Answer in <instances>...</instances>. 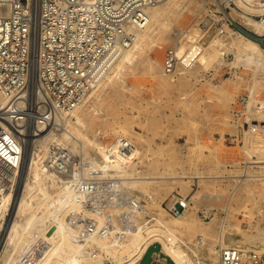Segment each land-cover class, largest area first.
Masks as SVG:
<instances>
[{"label": "bare ground", "instance_id": "obj_1", "mask_svg": "<svg viewBox=\"0 0 264 264\" xmlns=\"http://www.w3.org/2000/svg\"><path fill=\"white\" fill-rule=\"evenodd\" d=\"M234 1L241 9L240 11L232 7L234 12L238 13L245 24L252 26L258 35L263 36L264 10L251 0ZM203 7L204 4L200 0H160L146 5L141 10V17L120 20L122 26L131 34V42L120 49L117 58L110 68L108 67L109 70L99 72L96 81L91 75L88 76L91 85L84 89L74 107L62 111L63 119L60 122L63 126L59 131L53 128L49 129L46 136L44 133L37 136L30 151L23 156L16 190L9 188L4 191L0 185V264H107L108 261L112 264H137L148 247L154 243H160L162 251L175 264H191L192 255L183 253L179 247V240L176 241L175 238L176 233L184 234L194 227L193 219L186 217L188 201L180 197V200L185 201L186 207L179 214L170 217L165 215L167 212L161 207L150 211L147 217L145 213L136 211L130 216L135 227L128 229L122 226L120 215L129 214L133 208L137 210L131 202L119 204L109 198L101 201L91 198L94 191L96 194H104L102 189L85 187L76 180V177L62 176L55 170H49L45 157L49 146H65L69 148L70 155L82 153L91 161H96L94 174L100 181L114 180L113 189H128L135 198L144 196L151 200L158 187L166 182L176 181L185 185L194 177L203 176L194 173L179 174L168 168V165L153 170L151 165L160 164V161L145 160L139 149L123 153L120 145L104 146L97 140L96 131L93 130H97L96 125L101 119L107 120L114 114L115 109L110 104L111 101L120 99L122 92L135 89L133 84L128 83L127 77L137 74L138 69L144 68L150 77L160 79L166 89L172 81L182 77L186 72H195L196 69L190 67L192 57L187 51L185 38L200 36V27L196 25L191 30L186 29L179 25V19L184 12L198 13ZM113 12L115 14L119 10ZM253 14H260L261 18H255ZM215 34L217 39H222L220 43L222 46L211 47L210 50L219 49L220 53L226 49L229 53L230 49L235 57L232 64H243L252 70L248 104L250 111H254L255 86L261 81L259 75L264 74L263 44L240 31H234L228 24H224L221 30L215 31ZM169 37L175 39V44L167 48L162 63L154 58L151 52ZM169 49H172V52H169ZM171 56L176 58V64L169 69ZM189 93L185 92V97H188ZM0 102H6L1 91ZM256 104L264 107V99ZM261 118L255 116L256 121L261 122ZM59 119L56 116V121ZM38 126L43 127V124L39 122ZM11 146L14 149L20 148L15 142H12ZM8 150L10 149L7 144L0 147L2 154L16 161L15 153ZM136 158L138 161L134 160ZM247 162L251 164L246 165L243 172L239 173L238 185L244 183L249 185V182L255 179L264 180L263 174L254 177L250 170V167L254 166L252 163L264 164V160L253 159ZM15 172L17 173L16 169L13 170L14 174ZM14 174L11 175L12 180L15 179ZM220 175L216 174L214 177ZM245 191L248 190L245 188L242 192ZM231 201L229 198L224 207L225 216L221 223V231L218 233V244L250 247L243 237H247L252 243H256L258 239L242 232L240 225H234L237 230L233 233L224 231L225 227L231 226L227 223ZM90 221L94 222L92 226ZM263 227L264 225L257 228ZM239 234L241 238L238 237ZM253 248L264 250L255 245ZM211 249V253L217 252L216 247ZM150 264L164 263L158 259Z\"/></svg>", "mask_w": 264, "mask_h": 264}, {"label": "rangeland", "instance_id": "obj_2", "mask_svg": "<svg viewBox=\"0 0 264 264\" xmlns=\"http://www.w3.org/2000/svg\"><path fill=\"white\" fill-rule=\"evenodd\" d=\"M200 2L204 4L201 12H184L179 19V25L186 29L191 30L196 25L200 27V36L185 38L187 51L192 57L190 67L196 69L195 72H186L177 81H172V86L166 89L160 79L150 77L144 68L140 69L144 72L138 69L137 74L127 77L128 83L133 84L135 89L122 92L120 99L111 101L114 114L107 120L101 119L100 126L96 125L97 130H93L96 131L97 140L104 146L120 145L123 153L139 149L145 160L160 161V164L151 165L153 170L168 165V168L179 174L203 175L194 177L185 185L176 181L166 182L158 187L153 200L144 196L136 198V208L147 217L150 211L161 207L167 212L165 215L170 217L174 214L169 212L167 206L173 203L176 196L181 195L189 203L186 217L194 221V227L185 231V235L176 233L181 238L175 235L181 251L192 255L191 264H216L217 253H211V248L216 247L217 250L218 233L221 231L224 207L229 198L232 201L227 223L231 226L225 227L224 231L233 233L237 230L234 225H240L242 232L258 239L256 243H252L247 237H243L250 248L253 245L264 248V227L257 228L264 225V180L255 179L249 185H238L237 179L245 166L251 164L247 161L264 160V107L256 104L264 99V74L259 75L261 81L255 86L254 111H250L248 100L252 70L243 64H232L235 58L232 50L229 49L231 52L228 53L224 49L218 53L219 49H211L212 53L210 48L222 46V39H217L215 31L221 30L224 24L249 37L256 32L234 12L232 7L241 11L234 0ZM251 2L264 10V0ZM206 12H209V22L202 24L201 18ZM253 17L260 19L261 15L253 14ZM215 20H219L217 24ZM173 44L175 39L169 37L155 47L151 55L163 63L167 48ZM223 60L228 62L223 63ZM221 88L226 90L221 91ZM185 92L189 93V98L185 97ZM244 104L249 112V120L261 127L260 132H249L233 124L235 110L242 108ZM61 113L57 114L60 119L47 128L43 135L46 136L49 129L59 131L63 126L60 122L63 119ZM250 113L253 116L250 117ZM255 114L262 117V123L256 121ZM36 138H33V143ZM134 160L138 161L137 158ZM138 164L140 165L139 162ZM252 164L254 166L250 170L254 177H260L261 174L263 177L264 164ZM216 174L221 175L214 177ZM243 186L248 190L245 193L242 192L245 190ZM139 201L143 204L142 209L138 208L141 205ZM238 237L241 238V235ZM160 246V243L151 245L140 264L152 262ZM162 256L167 259L168 264H175L166 254Z\"/></svg>", "mask_w": 264, "mask_h": 264}, {"label": "built area", "instance_id": "obj_3", "mask_svg": "<svg viewBox=\"0 0 264 264\" xmlns=\"http://www.w3.org/2000/svg\"><path fill=\"white\" fill-rule=\"evenodd\" d=\"M158 1L0 0V91L6 98L5 103L0 102V147L7 144L16 155L13 161L0 152V185L4 191L16 190L23 156L30 151L33 138L54 125L57 114L74 107L91 85L88 76L96 81L99 72L109 70L120 49L131 42V34L120 20L141 17L146 5ZM115 10L119 12L114 14ZM201 19L202 24H207L209 12ZM215 21L217 24L219 20ZM250 37L264 45V35L254 33ZM175 64L176 58L171 56L169 69ZM245 108L244 104L235 110L233 124L249 132H260L261 127L249 120ZM12 142L20 148L14 149ZM51 146L45 157L49 170L76 177L85 187L102 189L104 194L94 191L91 195L98 201L109 198L137 207L135 195L128 189L115 190L114 180L100 181L95 176L96 161L79 153L70 155L69 148ZM180 197L176 196L167 206L171 214L177 215L186 207ZM139 203L138 208L142 209L143 204ZM136 211L133 208L130 215H120L122 226L135 227L130 216ZM93 224L90 221V226ZM216 253V264H264V252L256 248L219 244Z\"/></svg>", "mask_w": 264, "mask_h": 264}, {"label": "crops", "instance_id": "obj_4", "mask_svg": "<svg viewBox=\"0 0 264 264\" xmlns=\"http://www.w3.org/2000/svg\"><path fill=\"white\" fill-rule=\"evenodd\" d=\"M147 251V250H146ZM146 253V252H145ZM145 253H144V255H145ZM162 254H165L163 251H162V249H161V246H160V250L159 251H157L156 253H155V256H154V259H153V261H155V260H161L164 264H168L167 263V259L165 258V257H163L162 256ZM144 255H143V257H144ZM143 257L137 262V264H140V262H141V260L143 259ZM152 261V262H153ZM151 263V262H150ZM149 263V264H150Z\"/></svg>", "mask_w": 264, "mask_h": 264}]
</instances>
